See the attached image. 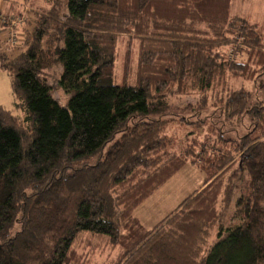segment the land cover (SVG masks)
Masks as SVG:
<instances>
[{"label":"trees","instance_id":"obj_1","mask_svg":"<svg viewBox=\"0 0 264 264\" xmlns=\"http://www.w3.org/2000/svg\"><path fill=\"white\" fill-rule=\"evenodd\" d=\"M232 2L24 1L0 38V264H264V37ZM179 108L208 148L169 150ZM188 161L202 187L145 228L134 208Z\"/></svg>","mask_w":264,"mask_h":264},{"label":"rangeland","instance_id":"obj_2","mask_svg":"<svg viewBox=\"0 0 264 264\" xmlns=\"http://www.w3.org/2000/svg\"><path fill=\"white\" fill-rule=\"evenodd\" d=\"M24 1L25 0H0V13L4 14V16H24L23 20L17 23L18 25L16 24V26L13 28L18 31L16 34L17 43L21 39V33L19 30L23 26V23L28 21L26 19L28 13L27 6L24 8L22 13H17ZM11 11H13L14 13ZM230 12L232 15L246 17L254 21L257 24V31L264 37V0H233ZM25 27H29L27 23L25 24ZM7 30L9 31V34L14 35V31L12 29L5 28L4 30H0V38L3 39L7 35ZM117 46L119 50V57L116 62V72L119 75L124 69V62L126 60L125 54L127 55L126 49L128 48L124 37L120 38ZM21 47V44L10 45L9 43L7 44L4 42L1 46V50H6L8 54L14 56L21 51ZM234 48L235 47L232 46L230 48V51H233ZM53 94L62 102L66 99V96L60 89L54 90ZM191 99L192 95H190L189 97L177 96L176 98L170 99V102L178 107H182L185 102ZM192 101L194 102L193 99ZM0 105L6 107L7 109H11L15 113L19 112L17 109H14V106L12 104L10 77L3 69H0ZM175 112L177 113V115H171L170 118L172 121L168 122L169 125L167 124L166 128V130H168L167 134L170 136L169 140L171 142L169 150L174 149L175 151H179L182 147L184 148L185 146L186 147L184 149H189V143L196 140L200 133L205 135V138L202 140H204L205 142V147L208 148V144L210 145L212 139V137L210 136L211 129L209 130L208 127L211 126V123H208L206 126L205 124H203V126L198 124L190 125L187 123H183L180 118V114H187L188 111L179 108L178 112ZM193 118L196 119V117H192L190 119ZM176 123L180 125H177ZM204 179L205 173L197 163H193L190 161L184 163L164 183H162L152 193L146 196L134 208V216L145 228L151 229L154 225L162 221V219H164L166 215H170L176 208L178 210L179 204L182 202V200L188 194L202 185ZM224 204V217L227 218L231 213V209L228 206L230 205V202H228L227 204V201L224 200ZM95 264L104 263L97 259V262H95Z\"/></svg>","mask_w":264,"mask_h":264},{"label":"built area","instance_id":"obj_3","mask_svg":"<svg viewBox=\"0 0 264 264\" xmlns=\"http://www.w3.org/2000/svg\"><path fill=\"white\" fill-rule=\"evenodd\" d=\"M24 16H16V17H8L4 16V14L0 13V26L6 28V29H13L17 23L21 22L23 20ZM18 25V24H17ZM17 39V35L14 33L10 34L9 41L12 43L15 42Z\"/></svg>","mask_w":264,"mask_h":264},{"label":"crops","instance_id":"obj_4","mask_svg":"<svg viewBox=\"0 0 264 264\" xmlns=\"http://www.w3.org/2000/svg\"><path fill=\"white\" fill-rule=\"evenodd\" d=\"M200 188H201V185H200L197 189H195L194 191H197V190H199ZM194 191H192L191 193H193ZM191 193H190V194H191ZM190 194H188V195H190ZM188 195H187V196H188ZM187 196H186V197H187ZM166 216H167V215H166ZM166 216H165V217H166ZM157 224H158V223H157ZM154 226H155V225H154ZM154 226H153V227H154ZM153 227H152V228H153Z\"/></svg>","mask_w":264,"mask_h":264}]
</instances>
